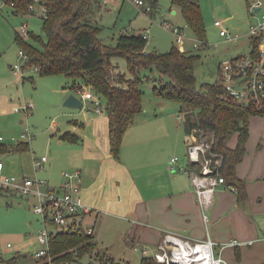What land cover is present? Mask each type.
Listing matches in <instances>:
<instances>
[{"label":"rangeland","instance_id":"rangeland-1","mask_svg":"<svg viewBox=\"0 0 264 264\" xmlns=\"http://www.w3.org/2000/svg\"><path fill=\"white\" fill-rule=\"evenodd\" d=\"M202 11L204 26L206 28V45L203 48H195L199 40L193 31L185 24L179 8L174 7L170 0H158L153 11L144 10V6H137L131 0H125L122 4H95L89 17L101 25L98 36L106 44H114L119 33L126 29L127 32L146 33V51H167L176 41L174 27H180L183 36L182 48L195 51L200 56L195 61L194 74L195 83H213L219 77L220 62L230 57L246 53L249 48V37L247 35L248 25L254 19L248 9L251 0H198ZM175 13H172V9ZM8 6H3L0 15V91H8L13 105L31 102L33 109L26 113L15 111L13 106L0 114V135L4 138L1 143L7 145L16 144L20 134L29 127L34 135L28 140L29 148L19 152L0 153V160L4 164V171L8 174L26 175L38 178H50L51 182L61 181L63 171H72L73 168L63 166L56 162L51 166L35 168L32 158L37 155L59 153L55 150L59 140L61 127L68 122L67 116L73 108L65 107L56 90L67 87L70 89V78L64 73L41 75L35 65H29L27 60L18 55L19 46L14 39L15 31H19L23 22H28V29L36 35H41L42 18L35 15H27L11 12ZM215 20L223 22L231 32L243 33L236 40H230L220 35L219 27L214 24ZM171 23L168 27L166 24ZM27 40L33 44H39L32 37ZM111 61L115 64L114 75L125 72L130 76L126 59L122 56H112ZM19 63L23 68L24 76L19 77L11 66ZM142 90L141 104L143 110L135 116L130 127L148 126L152 136V150L161 148L163 159L167 158L169 170L184 172L180 167L188 165L189 136L185 133L179 102L158 95L154 92V79L159 76L155 66L140 69ZM20 78L22 80H20ZM7 81L3 88L2 83ZM86 86V85H84ZM242 89V86H238ZM103 102V101H102ZM257 116V117H255ZM254 118L263 116L255 115ZM55 122L58 130L51 128ZM131 130V129H130ZM130 132V131H129ZM129 134V133H128ZM15 139H12V138ZM198 140V138H197ZM199 141V140H198ZM53 149L50 152V149ZM61 149V148H60ZM68 151L63 148L62 153ZM128 152L123 148L122 152ZM61 154V153H60ZM66 155V154H63ZM177 156L178 160L174 168L170 166L171 157ZM71 156H66V160ZM56 160V159H55ZM185 173V172H184ZM47 175V176H46ZM35 200L30 196L20 195L11 191L0 192V257L2 262L15 257L12 264H34V252L40 248L35 236L37 230L42 227L38 214L33 211ZM95 209H91L90 217ZM104 217V220L103 217ZM88 220V219H87ZM101 220V221H100ZM83 224V222H82ZM83 225L85 228L86 223ZM123 220L109 215H100L94 226V239L96 247L102 258H112L116 264H138L141 253L134 250L122 232ZM127 225V222H126ZM49 228L52 224L48 225ZM150 248V247H149ZM216 254V253H215ZM92 254L82 258L74 259L69 264H87L92 260L93 264H104L103 259Z\"/></svg>","mask_w":264,"mask_h":264},{"label":"trees","instance_id":"trees-1","mask_svg":"<svg viewBox=\"0 0 264 264\" xmlns=\"http://www.w3.org/2000/svg\"><path fill=\"white\" fill-rule=\"evenodd\" d=\"M30 1L17 0L12 11L25 13ZM146 1L153 11L158 0ZM170 1L179 8L185 24L199 40L201 47L197 48H203L206 45V28L199 1ZM46 3L47 15L42 20L44 39L29 30L27 36L39 42L38 45L20 36L18 31H15V41L26 52L27 63L35 65L39 74L64 73L72 81V88L86 85L98 96L108 115L110 152L114 157L119 156L126 129L143 110L140 69L153 65L159 71V76L153 78L154 92L179 102L185 133L188 136L194 133L210 143L209 155L213 153V160L219 159L216 168L224 176L225 185L235 187L237 197L240 200L244 198V183L238 178L236 167L246 152L250 118L255 115L264 117V99L243 101L228 97L220 76L213 83L196 85L194 66L200 55L180 49L176 44L165 52L146 51L147 37L143 32L121 31L114 44L102 42L98 36L101 25L89 17L91 8L102 3L101 0H47ZM112 56L126 59L130 76L121 71L117 74L119 78L114 75L116 66L111 61ZM234 136L236 140L231 145L230 140ZM61 137L75 139L69 132H64ZM28 148V140L21 139L14 145L0 141V153L22 152ZM88 228L82 225L81 220L76 226L57 228L50 238L48 252L36 257L34 264H69L74 259L92 254L103 259L104 264H116L110 257H101L93 229L89 232ZM15 257L7 259L6 263H14ZM87 264H93V261ZM138 264L156 262L151 256L141 255Z\"/></svg>","mask_w":264,"mask_h":264},{"label":"crops","instance_id":"crops-1","mask_svg":"<svg viewBox=\"0 0 264 264\" xmlns=\"http://www.w3.org/2000/svg\"><path fill=\"white\" fill-rule=\"evenodd\" d=\"M171 12L175 13V9ZM6 83H2L3 88ZM70 83V89L63 87L56 90L61 101L73 90L71 80ZM12 103L8 91L2 89L0 114L14 106ZM95 104V101L85 98L81 108L64 112L70 117L59 130L58 146H55L59 153H51L50 157L47 155L48 159L42 167L45 169L56 161L61 168L68 166L80 172L82 201L95 209L91 217V213L80 217L82 225L86 223V227H92L94 233L100 215L113 216L124 221L121 230L126 240L129 237L131 245L140 242L150 248H154L167 232L191 239L210 236L215 241L214 252L229 264H264L262 118H250L246 152L236 167L246 195L240 200L230 186L220 185L207 208L210 220L204 224L189 176L184 172L169 170L161 148L152 150L149 127L129 125L119 156L114 157L110 152L105 106L103 104L102 113H98L94 109ZM55 124L53 122L51 126L54 131L59 129ZM64 132L71 133L75 139L62 138ZM235 137L230 140L231 145L235 143ZM63 148L68 151L62 153ZM123 148H128V152H122ZM66 156L71 157L66 160ZM37 157L32 158V164ZM45 179L55 187H59L63 181L61 178V181L53 183L50 178ZM233 239L239 242L228 244Z\"/></svg>","mask_w":264,"mask_h":264},{"label":"built area","instance_id":"built-area-1","mask_svg":"<svg viewBox=\"0 0 264 264\" xmlns=\"http://www.w3.org/2000/svg\"><path fill=\"white\" fill-rule=\"evenodd\" d=\"M104 4H114L118 6L125 0H101ZM137 6H145L146 0H131ZM47 0H31L28 3L26 12L22 14L35 15L42 20L47 15ZM3 6H8L14 10L17 0H0V15ZM150 10V6H145V11ZM251 16L254 18L248 25L247 35L249 37L250 48L246 53L236 55L220 62L219 76L224 85L228 97L245 100L252 99L259 101L264 99V0H251L248 4ZM215 25L219 27L220 35L230 40H236L243 33L231 32L224 27L223 22L215 20ZM171 27L169 22L166 24ZM176 32L177 45L182 48L183 36L180 27H174ZM123 31H126L124 29ZM29 32L28 22L25 21L18 31L22 37H27ZM146 37V33L143 32ZM201 44H194V47H201ZM18 55L27 59L26 52L19 48ZM13 73L19 77L24 76L23 68L19 63L12 65ZM238 86H242L239 89ZM78 95L96 102L95 111L102 113L101 101L94 92L87 86L78 85L76 88ZM33 109L31 102L16 104L15 111L29 113ZM34 132L29 127L20 134L23 140H29ZM198 138V140H197ZM4 138L0 135V141ZM12 139H15L14 137ZM188 143V156L190 161L185 167H180L190 178L194 187L197 203L201 209V216L204 224H208L209 215L207 208L213 199V194L220 185H225V178L219 174L216 165L219 159L213 160V153L209 155L210 143L191 133ZM47 155L34 158L35 168H42ZM178 158L171 157L170 166L175 167ZM213 162L215 165H213ZM194 164V166L189 165ZM63 181L59 187L52 186L45 178H38L26 175L8 174L4 171V164L0 160V189L30 196L35 200L33 211L38 214L42 222V227L35 234L40 248L35 250L34 256H44L48 252L49 241L55 234L57 228H67L73 224L78 225L80 217L90 213L91 207L86 205L81 198V176L78 170L63 171ZM233 190L235 187L231 186ZM52 224L49 228L48 225ZM92 227L88 231H92ZM238 240H231L228 244H237ZM215 241L210 236L201 239H191L175 233H164L154 248H149L140 242H133V249L141 255L151 256L156 264H229L220 255L214 252ZM224 246V245H223ZM64 264H68L65 262ZM106 264H112L107 262Z\"/></svg>","mask_w":264,"mask_h":264},{"label":"water","instance_id":"water-1","mask_svg":"<svg viewBox=\"0 0 264 264\" xmlns=\"http://www.w3.org/2000/svg\"><path fill=\"white\" fill-rule=\"evenodd\" d=\"M62 105L65 107H70L73 109H78L83 106V99L80 95H78L75 88L71 92L67 94L64 98Z\"/></svg>","mask_w":264,"mask_h":264}]
</instances>
